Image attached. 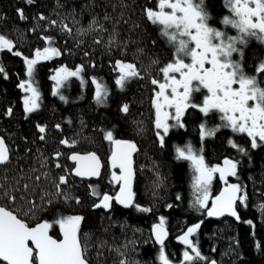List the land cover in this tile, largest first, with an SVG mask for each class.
I'll list each match as a JSON object with an SVG mask.
<instances>
[{
  "label": "trees",
  "instance_id": "obj_1",
  "mask_svg": "<svg viewBox=\"0 0 264 264\" xmlns=\"http://www.w3.org/2000/svg\"><path fill=\"white\" fill-rule=\"evenodd\" d=\"M204 5L209 21L215 22L209 25L225 26L222 21L216 22L222 17L220 0H204ZM148 8L157 10L158 0H34L31 4L26 0H0V34L13 42L14 51L22 54L10 63L7 50L2 53L6 61L1 65L8 78L2 80L3 74H0V111L6 112L9 107L12 113L8 124L0 127V137L10 149V163L0 166V206L13 211L29 226L51 223L49 233L56 239L62 236L57 220L83 217L80 234L82 239L86 238L90 264H120L122 259L159 264L160 247L152 243L150 228L160 217H164L169 232L165 253L172 264H184L186 250L174 239L197 223L201 226L191 239L207 258L199 264H208L211 260L216 264H264V211L261 210L264 144L248 148L245 156L240 152L238 164L243 167L240 185L248 199L245 205L237 203L239 219L206 218L204 209L193 207L191 187L171 194L170 190H182L183 184L189 181L185 180L181 166L158 155L157 161L150 160L144 155L145 150L133 160L132 190L135 203L150 211L124 208L114 202L108 210L94 207L102 195L116 194L119 185L107 179L104 170L113 148L105 139L106 132L111 131L116 140L129 141L126 134L132 124L139 126L143 121L138 79L155 76L156 61H169L176 55L175 48L172 50L168 38L162 35L163 26L147 19L145 9ZM17 9H23L27 19L21 20ZM41 15L46 19L40 20ZM65 25L70 32L64 29ZM49 38L51 44L46 42ZM49 46L60 51L56 60L69 70L74 71L76 64L83 66L84 83L70 78L60 89L65 97L61 100L59 95H52L55 85L51 68L47 63L38 64L35 79L41 106L36 112L22 115V92L18 84L28 79L24 57ZM239 47L243 56L240 52L234 53L239 56L237 62L264 87V72L257 71L264 62V42L249 37L247 44ZM82 53L88 54V63L79 58ZM117 61L135 65L140 73L123 91L115 85L119 75ZM90 64H93L92 70ZM90 77L107 88L104 103H97ZM122 104L128 106L127 113L121 110ZM37 125L46 128L44 140L39 139L42 134ZM137 129L141 131L143 124ZM62 140L75 146L67 147ZM89 151L102 162L103 171L97 181L72 175L68 156ZM57 153H60L58 159ZM57 163L60 168L56 167ZM61 175L67 177L68 183L60 185L62 191L58 192L56 185ZM94 191L100 196H94ZM4 192L14 196L15 201L5 197ZM77 198L80 203H76Z\"/></svg>",
  "mask_w": 264,
  "mask_h": 264
},
{
  "label": "snow or ice",
  "instance_id": "obj_2",
  "mask_svg": "<svg viewBox=\"0 0 264 264\" xmlns=\"http://www.w3.org/2000/svg\"><path fill=\"white\" fill-rule=\"evenodd\" d=\"M33 2L34 0H26L28 4ZM226 6L232 16L231 18L225 16L222 23L236 29L238 32L236 36H230L209 25L210 17L204 0H158L159 10L145 9V15L152 24L163 26L162 35L168 38L176 52L173 62L161 69L163 82L156 79L151 81L159 89L155 92L153 107L156 135L162 148L171 128L184 127L182 117L190 108L198 109L205 116L213 111L219 113L223 126L230 128L234 133L246 134L253 149L264 144V87L256 76L247 75L241 64L232 59L233 54L237 52L243 56L239 46L247 44L249 37L264 42V0H226ZM17 14L21 20L27 19L23 9H17ZM39 19L46 18L41 15ZM52 23L55 24V21ZM63 27L71 31L66 25ZM46 42L52 43L50 38ZM13 49V42L0 34V52L7 50L13 56L22 55L21 52ZM60 54L56 47L49 46L42 51L37 49L34 58L24 57L28 79L21 82L19 87L26 93L23 100L25 113L36 112L41 106L40 91L35 79L37 65ZM115 66L119 70L115 85L121 91L131 79L140 77L139 71L131 63L117 61ZM82 71V67L74 71L66 67L57 69L51 77L55 81L52 95H59V98L64 100L65 97L60 89L73 77L83 84ZM257 71L264 72V62L258 66ZM0 74H3L2 78H8L2 65H0ZM92 84L95 85L97 103H104L108 97L107 88L95 79L92 80ZM235 85L238 87H234ZM201 92L204 93L203 100L201 104H197L194 96ZM121 110L127 113L128 106L124 105ZM11 113L12 110L9 108L7 114L11 115ZM37 128L42 134L39 139L44 140L43 134L46 133V128L40 125H37ZM216 131L218 129H209L202 124L201 140L214 136ZM105 139L115 146L111 155V167L119 169V175L113 171L112 180L120 187L114 197L108 194L102 195L94 207L111 209L112 201H115L124 208L135 207L140 212L150 211L148 208L139 207L134 201L132 179L133 153L137 151L136 145L114 139L111 131L106 132ZM61 143L67 147L75 146L67 140H62ZM230 143L241 153L245 152V149L240 148L236 143L231 141ZM175 151L176 158L188 161L193 172V207L206 210L208 217L229 215L239 219L237 202L245 205L248 196L240 184H229L227 180L230 176H237V163L225 159L223 165L210 166L201 154L202 149L197 150L191 144L183 148L177 147ZM59 156L60 153H57L56 158L58 159ZM69 158L75 162V176L81 178L100 176L102 166L95 153L73 154ZM9 163L10 149L5 140L0 138V166H7ZM56 167L60 168L61 165L57 163ZM217 173L225 187L219 195L211 199L209 206L211 184ZM67 183V177L61 175L56 185L58 192L62 191L60 185ZM3 195L13 202L16 199L7 192ZM93 195L100 196L96 191ZM176 199H180L179 195ZM76 203H80L78 198ZM261 210L264 211V205H261ZM83 219L81 216H68L57 220L56 223L62 234V239L57 240L49 235V230L53 227L51 223L45 221L31 227L13 211L0 206V262L2 264H90L87 244L84 242L86 238L82 239L80 234ZM165 223L164 217H160L159 223L153 226L152 233L155 243L160 245L159 264H172L165 253V240L168 237ZM200 226V223H197L189 227L179 237V242L186 248L183 252L184 264H199L200 261L207 259L191 239ZM120 264H140V262L122 259ZM208 264H216V261H208Z\"/></svg>",
  "mask_w": 264,
  "mask_h": 264
},
{
  "label": "flooded vegetation",
  "instance_id": "obj_3",
  "mask_svg": "<svg viewBox=\"0 0 264 264\" xmlns=\"http://www.w3.org/2000/svg\"><path fill=\"white\" fill-rule=\"evenodd\" d=\"M220 3L222 6L221 7L222 17L219 18L218 21H216L217 23L219 21H222L225 16H228L230 18L232 16V13L230 12L229 8L226 6V0H220ZM213 23L215 22L211 23L209 21V24L212 25ZM212 27L216 28L217 30L224 31L230 36L238 35L237 30L232 28L231 26L217 27L216 25H213ZM171 48L173 50L174 46ZM3 52H0V65L6 61V57H2ZM6 55H8L7 56L8 60L11 63L15 56H13L9 52H7ZM10 57L12 59H10ZM59 57L60 56H56V57H53L54 60L41 61L40 63H47V66L51 68V71H52L51 73L54 75L56 72L54 68H59L63 64L61 61L56 60V59H59ZM80 57L84 58L85 63L89 62L86 60L88 58V54L82 53L80 54L79 58ZM237 57L239 56H236V54H233L232 59L234 61H238ZM174 58H175V55L169 61H160V60L156 61L155 64H156L157 71L155 73V76L148 77V78H139L136 83L140 87L139 91L142 92V104L139 107L141 108L140 110L141 113H143L142 115L143 121L140 122V124H143V129L141 131H138L137 128L138 127L140 128V124L139 126L136 124H132L131 130L129 131L128 134H126L127 139L129 140L128 142L134 143L137 148V151L133 153V160H136V158L141 157V152L145 150L146 154L144 155H146V157H148L150 160L155 159L157 161L156 155H158L164 161H168L170 159L176 165L178 164L179 166H181L182 173H184L185 180L188 178L189 181H186V183L183 184L182 190H175V191L170 190V191H171V194L182 193L184 189L189 188V187L192 188L193 172H192V169L188 161H182L176 158L175 149L177 147L183 148L185 147V145L191 144L197 150L202 149L201 154L204 156L205 162L210 166L223 165L222 163L225 159H231L232 161L236 162L237 163V176H230L227 178V180L229 184H240V175H242L241 172L243 170V167L238 164V158L241 153L240 151L237 150V148H233L231 146L230 141L233 143H236L240 148L245 149V152L242 153L245 156L248 153L247 152L248 148L253 149L251 147L250 138L247 137L246 134L234 133L230 128L224 127L223 122L220 119V114L215 111L210 112L209 115L205 116L203 113L199 112L198 109H191V108L188 109V111L185 112L184 116L182 117L184 127L183 128H177V127L171 128L168 136L165 138V146L163 148L160 147L159 140L156 135L157 130L155 129V108L153 107V100L155 98V92L158 91L159 89L157 88V86L153 85L151 81L152 79H156L160 82H163V73L161 72V69L165 67L168 63L173 62ZM10 65L8 67H10ZM78 67L83 68L82 65L76 64L73 67V69L75 70ZM89 69L90 70L93 69V64L89 65ZM116 70L118 69L116 68ZM24 72H25V75H27L26 67H25ZM53 75H51V77ZM86 79H87V76H86ZM2 80H6V79L2 78ZM90 80H92L91 77H90ZM52 83L54 84L53 80H52ZM92 86L95 89V85L92 84ZM234 87H238V85H235ZM94 89H93V92L95 93ZM203 94H204L203 92L195 94L194 99L197 104L202 103ZM21 96H22V93H21ZM123 106L124 105L122 104L121 108ZM8 109L9 107L6 109V112L0 111V127L1 128H4L5 125L8 124V120H10V117H9L10 115L7 114ZM21 114L29 115L25 113L24 111V107L22 105V97H21ZM170 123H174V122L170 121ZM17 124H18V121H17ZM202 124L206 125L207 128L209 129H218V131H216L214 136L206 137L204 140H201L200 126ZM118 173H119V170H118ZM224 187H225V184L223 181L220 180L219 174L218 173L215 174V177L211 184V194H210L209 204L211 202V199L214 198L219 193V191L222 190ZM237 203H239V201ZM204 215L206 216V218H208V216L206 215V210L204 211ZM177 237L174 239L175 242L177 240Z\"/></svg>",
  "mask_w": 264,
  "mask_h": 264
},
{
  "label": "water",
  "instance_id": "obj_4",
  "mask_svg": "<svg viewBox=\"0 0 264 264\" xmlns=\"http://www.w3.org/2000/svg\"><path fill=\"white\" fill-rule=\"evenodd\" d=\"M114 145H113V148H112V151H111V153H110V156L108 157L109 158V161L111 162V155H112V152H113V150H114ZM89 153H94V152H91V151H89V152H86V153H77V152H75V153H73V154H78V155H87V154H89ZM73 154H70L69 156H68V160H69V162H70V164L73 166V168H72V175L76 178L77 176H75L74 175V170H75V162L74 161H72L69 157L71 156V155H73ZM100 162H101V160H100ZM223 164V163H222ZM101 166H102V162H101ZM119 170V169H118ZM102 167H101V172H100V176H101V173H102ZM99 176V177H100ZM99 177H91V178H81V177H77V178H79V179H82V180H85V181H87V180H91V181H97L98 179H99ZM119 187H120V185H118V187H117V192H116V194L118 193V191H119ZM224 189V188H223ZM223 189L222 190H220L219 191V193L217 194V195H219L220 194V192L221 191H223ZM115 194V195H116ZM114 195V196H115ZM216 195V196H217ZM113 202H115V201H113ZM116 203V202H115ZM117 204V203H116ZM118 205H120V204H118ZM121 206V205H120ZM209 206H211V202H210V204H209ZM106 210H108V209H106ZM208 218H210V219H212V220H214V221H220L222 218H229V219H231V218H233L232 216H229V215H224V216H220V217H208ZM40 223H42V222H40ZM159 222H155V224H158ZM38 223H36L34 226H31V227H35L36 225H37ZM154 224V225H155ZM153 225V226H154ZM153 226L150 228V233H151V240H152V243L153 244H155V246H158V247H160V245H158L157 243H155V237H154V235H153V233H152V228H153ZM167 230V229H166ZM187 231V229L186 230H184L183 231V233H181L180 235H178V237H177V240H176V243H179L182 247H185L184 245H182L180 242H179V237L181 236V235H183L185 232ZM168 232V231H167ZM49 235H50V233H49ZM54 238V237H53ZM168 238H169V232H168V237H167V239L165 240V244H166V242H167V240H168ZM56 239V238H55ZM60 239H62V236H60V238H57V240H60ZM0 263H2V262H0Z\"/></svg>",
  "mask_w": 264,
  "mask_h": 264
},
{
  "label": "rangeland",
  "instance_id": "obj_5",
  "mask_svg": "<svg viewBox=\"0 0 264 264\" xmlns=\"http://www.w3.org/2000/svg\"><path fill=\"white\" fill-rule=\"evenodd\" d=\"M166 11H170V10L166 9ZM43 49L44 48L39 49V50L42 51ZM35 51L36 50L33 51L34 53L29 58H34ZM61 67H65V66L62 64L59 68H61ZM59 68H54V70H57ZM53 82L55 84V81H53ZM21 91H22V96L21 97H22V105H23V100H24V97H25L26 93L22 89H21ZM94 91H95V89H94ZM23 107H24V105H23ZM83 141H84V139L81 140V143H83ZM103 169H104V167H103ZM104 170H105V174L107 176V179H111L112 180V173L115 170L111 167V162L109 161V159L105 162V169ZM116 174L119 175V173H117V172H116Z\"/></svg>",
  "mask_w": 264,
  "mask_h": 264
}]
</instances>
